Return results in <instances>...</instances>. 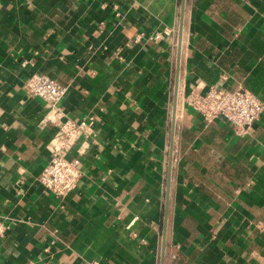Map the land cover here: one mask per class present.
<instances>
[{
	"label": "crops",
	"instance_id": "1",
	"mask_svg": "<svg viewBox=\"0 0 264 264\" xmlns=\"http://www.w3.org/2000/svg\"><path fill=\"white\" fill-rule=\"evenodd\" d=\"M33 72L92 118L64 198ZM210 86L264 102V0H0V264H264V109L244 135L206 123L186 97Z\"/></svg>",
	"mask_w": 264,
	"mask_h": 264
},
{
	"label": "built area",
	"instance_id": "2",
	"mask_svg": "<svg viewBox=\"0 0 264 264\" xmlns=\"http://www.w3.org/2000/svg\"><path fill=\"white\" fill-rule=\"evenodd\" d=\"M170 28L154 32L147 39L157 41L163 34L171 33ZM142 33H137L133 41L140 42ZM27 92L41 99L48 107V116L55 126L50 139L51 152L42 169L39 180L46 190L56 197L64 198L70 194L80 177V160L66 157L63 148L71 147L81 136L89 135V118L78 120L62 118L58 102L63 97L64 86L55 78L41 72H33L26 79ZM187 105L199 113L206 123L222 116L229 123L235 135H244L264 109V102L256 94L247 90H228L210 86L204 91L192 89L186 97ZM7 226L0 219V238L6 234Z\"/></svg>",
	"mask_w": 264,
	"mask_h": 264
},
{
	"label": "water",
	"instance_id": "3",
	"mask_svg": "<svg viewBox=\"0 0 264 264\" xmlns=\"http://www.w3.org/2000/svg\"><path fill=\"white\" fill-rule=\"evenodd\" d=\"M183 5H184V0H181V17H182ZM181 27H182V21L180 22V26H179L178 52H179V49H180Z\"/></svg>",
	"mask_w": 264,
	"mask_h": 264
}]
</instances>
